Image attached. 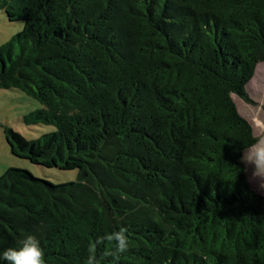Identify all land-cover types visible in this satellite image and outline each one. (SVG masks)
I'll use <instances>...</instances> for the list:
<instances>
[{"label":"trees","instance_id":"1","mask_svg":"<svg viewBox=\"0 0 264 264\" xmlns=\"http://www.w3.org/2000/svg\"><path fill=\"white\" fill-rule=\"evenodd\" d=\"M20 32L0 86L41 107L15 156L78 170L0 176V250L34 236L45 264H264V194L241 171L258 138L232 95L264 62V0H0ZM245 168V166H244ZM123 231L126 250L115 235Z\"/></svg>","mask_w":264,"mask_h":264},{"label":"rangeland","instance_id":"2","mask_svg":"<svg viewBox=\"0 0 264 264\" xmlns=\"http://www.w3.org/2000/svg\"><path fill=\"white\" fill-rule=\"evenodd\" d=\"M22 28L23 21L8 20L4 11L0 9V45L11 39ZM246 91L254 103H245L236 95H232V98L240 114L251 124L259 145H264V62L257 64ZM40 107L41 104L37 100L20 90L5 89L0 86V176L9 168H20L54 184L77 181V169L61 170L55 167H44L11 153L5 129L12 128L29 140L40 139L42 135L55 130L52 124L28 123L26 116ZM254 146H258L257 143ZM251 150L254 149L248 148L245 151ZM245 171L250 186L260 194H264V188L259 186L261 181L251 176V168L245 166Z\"/></svg>","mask_w":264,"mask_h":264},{"label":"clouds","instance_id":"3","mask_svg":"<svg viewBox=\"0 0 264 264\" xmlns=\"http://www.w3.org/2000/svg\"><path fill=\"white\" fill-rule=\"evenodd\" d=\"M257 145L249 146L254 150L241 151V171L245 170L244 166L250 167L251 176L261 181L259 186L264 188V145H259V142ZM126 240L123 231L115 235L119 251L126 250ZM0 264H45V253L36 237L29 235L19 247L0 250Z\"/></svg>","mask_w":264,"mask_h":264}]
</instances>
